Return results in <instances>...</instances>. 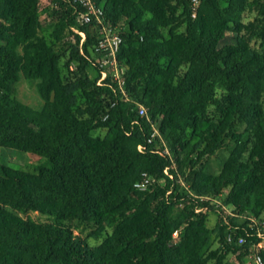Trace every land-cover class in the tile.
Masks as SVG:
<instances>
[{
    "label": "trees",
    "instance_id": "16d2710c",
    "mask_svg": "<svg viewBox=\"0 0 264 264\" xmlns=\"http://www.w3.org/2000/svg\"><path fill=\"white\" fill-rule=\"evenodd\" d=\"M101 1L122 38L128 102L108 80L97 86V27L78 20L80 9L54 11L45 28L39 0H0V148L47 162L36 172L0 164V264H249V242L228 243L218 221L209 229L208 213L194 214L208 204L189 193L239 215L264 210V0H198L194 18L191 0ZM73 30L85 34L81 46ZM21 80L34 84L39 108L15 97ZM152 123L170 157L138 152ZM226 148L222 169L208 173ZM143 172L160 180L147 193L133 188ZM230 226L246 237L245 223ZM82 235L103 238L90 247Z\"/></svg>",
    "mask_w": 264,
    "mask_h": 264
},
{
    "label": "built area",
    "instance_id": "2783aa9c",
    "mask_svg": "<svg viewBox=\"0 0 264 264\" xmlns=\"http://www.w3.org/2000/svg\"><path fill=\"white\" fill-rule=\"evenodd\" d=\"M193 6L192 18L196 15L199 1L191 0ZM77 7L80 9L78 13V20L84 25L94 24L97 27L98 40L93 47L92 54L94 56L95 64L100 77L97 80V86H102L105 80H108V85L112 89V93L119 101L128 102L130 100L129 94L126 89V71L120 67L117 62V54L122 43V38L116 28L108 26L104 19V12L101 0H40L38 4V13L40 22L45 28H50L54 23L53 12L59 11L62 8ZM74 33L80 36L79 45L81 46L85 40V34L73 30ZM73 69V66H70ZM117 101L114 100L109 108H113ZM138 116L146 117L147 112L144 106L137 107ZM108 115L102 117L106 120ZM150 147L161 155L170 157L168 148L163 141L159 131V123L151 124V132L147 136L145 143L137 147L138 152L143 153L146 148ZM175 164L172 162V168ZM164 176L173 180V175L168 169L164 170ZM160 182L155 176H151L145 172L141 173L140 178L133 184L135 191L139 193H147L155 189L156 185ZM178 183L185 187L181 179ZM186 188V187H185ZM187 190V189H186ZM189 195L200 201L206 202L208 205L195 207L194 214H206L215 212L218 215V227L228 228L226 234V241L236 245H243L246 241L250 244V253L248 256L249 264H264L262 253H264V219L257 218L252 214L245 213L243 215L237 214L232 207L226 205L215 197H197L189 193ZM181 205L179 206V208ZM238 219L245 223L246 237L238 233V227H231L230 220ZM173 243L178 241V231L172 235Z\"/></svg>",
    "mask_w": 264,
    "mask_h": 264
},
{
    "label": "rangeland",
    "instance_id": "374dc122",
    "mask_svg": "<svg viewBox=\"0 0 264 264\" xmlns=\"http://www.w3.org/2000/svg\"><path fill=\"white\" fill-rule=\"evenodd\" d=\"M253 17H254V13L247 11L246 13L243 14V23L245 24V23L251 21ZM180 30L182 31V29H180ZM162 32H163L164 36H166L167 31L163 30ZM70 38L71 37L69 36L67 39H70ZM251 47L254 50H259V42L253 41L251 44ZM92 67H93V64H92V66L89 67V69H90V72L94 76L95 71L92 70ZM15 97L19 101L31 106L32 108L37 109L42 105V101L40 100V98H39V96L35 90L34 84H30L24 80H21L19 82V84L16 86ZM82 102H83L82 100H79L80 104H82ZM241 131H242V129H241ZM104 133H105L104 131H98L95 133V135L103 137ZM229 146H232V143H230ZM228 150L229 149H227V148L222 149V150L218 151L214 156L210 157L207 160V170L206 171L208 173L216 174L222 169V166L228 157ZM188 154H189V149H186V150L184 149L182 156H181L182 159L187 157ZM0 164L5 165V166L12 168V169H17V170L27 171V172H36L39 167L46 166L47 162L45 161L44 158L37 157V156L32 155V154L22 153V152H18V151L11 150V149L0 148ZM219 202H222V201H219ZM26 217H28V218H30V219L38 222V223H46L49 221L47 217L41 216L39 214L32 213V212L28 213L26 215ZM260 218L264 219V210L261 212ZM217 221H218V215L215 212L214 213L213 212L208 213L206 226L209 229H214ZM106 232L109 233V230L106 229L105 233ZM82 238L85 239L88 246L95 247L102 241L103 237L85 238V235H82ZM216 246H217L216 242H213L212 248H216ZM227 261L230 264H237L235 259L232 256H228Z\"/></svg>",
    "mask_w": 264,
    "mask_h": 264
},
{
    "label": "crops",
    "instance_id": "0c3cea01",
    "mask_svg": "<svg viewBox=\"0 0 264 264\" xmlns=\"http://www.w3.org/2000/svg\"><path fill=\"white\" fill-rule=\"evenodd\" d=\"M40 1V0H39Z\"/></svg>",
    "mask_w": 264,
    "mask_h": 264
}]
</instances>
